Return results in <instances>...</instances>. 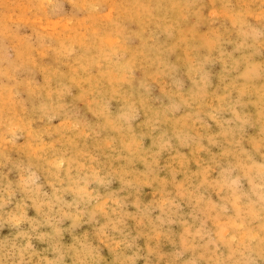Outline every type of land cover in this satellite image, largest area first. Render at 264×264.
<instances>
[{"label":"clouds","instance_id":"clouds-1","mask_svg":"<svg viewBox=\"0 0 264 264\" xmlns=\"http://www.w3.org/2000/svg\"><path fill=\"white\" fill-rule=\"evenodd\" d=\"M141 262L264 264V0H0V264Z\"/></svg>","mask_w":264,"mask_h":264},{"label":"rangeland","instance_id":"rangeland-1","mask_svg":"<svg viewBox=\"0 0 264 264\" xmlns=\"http://www.w3.org/2000/svg\"><path fill=\"white\" fill-rule=\"evenodd\" d=\"M149 193H150V190L146 189L145 190V199H148L149 198V195H148ZM30 214H34V213H31L30 212ZM3 234H7V229L4 231ZM69 239H70L69 237H67V236L65 237V241L66 242H68ZM141 243H143V242L141 241ZM37 247L40 248V247H43V245H39L38 244ZM104 254L106 256V259L110 261L111 260L110 254H108L106 250H105ZM141 264H142V262H141Z\"/></svg>","mask_w":264,"mask_h":264}]
</instances>
